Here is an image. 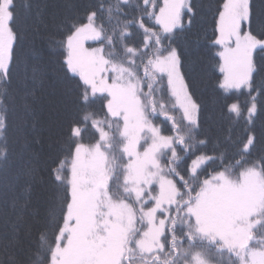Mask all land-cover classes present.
Here are the masks:
<instances>
[{
	"label": "snow or ice",
	"instance_id": "obj_1",
	"mask_svg": "<svg viewBox=\"0 0 264 264\" xmlns=\"http://www.w3.org/2000/svg\"><path fill=\"white\" fill-rule=\"evenodd\" d=\"M16 8L0 0L4 93L16 66ZM192 11L190 0H97L70 22L59 45L76 111L49 169L58 194L52 236L41 234L31 264H264V155L252 156V134L231 154L206 150L201 105L172 46ZM252 24L251 0H222L212 38L219 87L248 97L226 103L227 116L246 125L264 106L254 61L264 25L257 34ZM6 131L0 111V160Z\"/></svg>",
	"mask_w": 264,
	"mask_h": 264
},
{
	"label": "trees",
	"instance_id": "obj_2",
	"mask_svg": "<svg viewBox=\"0 0 264 264\" xmlns=\"http://www.w3.org/2000/svg\"><path fill=\"white\" fill-rule=\"evenodd\" d=\"M182 29L173 34L172 46L181 56L182 71L189 90L201 105L200 136L208 140L206 150L233 153L247 135L255 137L252 156L264 155V106L258 105L254 123L234 122L225 104L238 100L243 106L247 94H226L219 87V48L212 44L218 8L222 0H190ZM97 0H16V66L6 93L0 92V111L7 122L6 159L0 160V262L31 264L40 236H52L57 189L49 181V169L62 150L68 123L76 111L77 89L64 67V49L59 41L70 22L82 18ZM160 4V0H156ZM252 29L264 25V0H251ZM138 15L132 13L130 15ZM154 28L159 26L152 22ZM136 31L132 43L142 42ZM257 85L264 83V54L254 53ZM166 84V81H165ZM259 99V97H258ZM97 109L99 105L96 106ZM179 119V112H176ZM161 120L164 118L161 117ZM167 133L170 123L161 124ZM4 139L0 138V147ZM191 161H189V164ZM34 170L29 176L28 171ZM26 205V206H25Z\"/></svg>",
	"mask_w": 264,
	"mask_h": 264
},
{
	"label": "rangeland",
	"instance_id": "obj_3",
	"mask_svg": "<svg viewBox=\"0 0 264 264\" xmlns=\"http://www.w3.org/2000/svg\"><path fill=\"white\" fill-rule=\"evenodd\" d=\"M160 4H162V0H160ZM88 43H92V42H88ZM222 80H223V77H222Z\"/></svg>",
	"mask_w": 264,
	"mask_h": 264
}]
</instances>
